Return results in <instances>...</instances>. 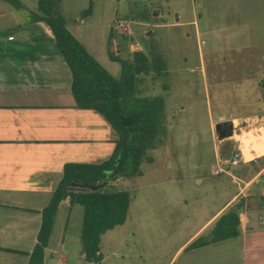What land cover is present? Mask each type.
I'll return each instance as SVG.
<instances>
[{
	"label": "crops",
	"instance_id": "1",
	"mask_svg": "<svg viewBox=\"0 0 264 264\" xmlns=\"http://www.w3.org/2000/svg\"><path fill=\"white\" fill-rule=\"evenodd\" d=\"M121 1L61 0L66 29L105 69V65L116 62L109 57L107 42L119 21L116 5ZM37 4L38 0H0V264H28L29 257L24 254H29L36 244L41 212L61 182L64 166L101 164L113 156L118 141L117 134L100 114L78 108L71 93L70 70L52 31L37 20ZM245 65L252 67L247 60ZM254 67L261 68L258 63ZM258 78L262 80L264 75ZM260 101L258 114L222 120L233 124L230 138L234 137L236 142L231 158L236 147L241 157L240 169L233 172L242 185L237 184V190L225 195L236 178L221 169L215 175L214 166L213 174L218 179L209 190L185 191L180 181L171 185L173 190L167 192L170 199L162 200L161 205L153 203L156 192L152 191L157 184L147 185L146 202L136 213V197L128 191L131 202L126 221L110 230L114 264H126V260L128 264H152L150 246L154 243L164 246L163 251L170 249L165 263L160 264H264V224L260 219L264 216V162L258 161L264 158V126L255 128V134L245 131V127L240 128L238 136L234 131L240 123L264 121L263 96ZM250 134L259 140V145L249 150ZM242 135L246 143L238 139ZM226 144L220 147L225 153ZM215 158L218 163L216 155ZM227 158L228 153L224 161H229ZM123 181L118 179L114 185L118 187ZM213 197L225 199L206 213ZM240 200L244 205L238 215L237 236L191 247L207 236ZM77 207L81 208L82 220L81 206H71L69 197L60 202L44 250V264L51 259L56 264L66 263L67 257L61 252L73 215L79 211ZM59 226L60 234L55 231ZM155 234L159 235L156 241L151 238ZM100 245L101 240L99 249ZM154 262H158L157 258Z\"/></svg>",
	"mask_w": 264,
	"mask_h": 264
},
{
	"label": "rangeland",
	"instance_id": "2",
	"mask_svg": "<svg viewBox=\"0 0 264 264\" xmlns=\"http://www.w3.org/2000/svg\"><path fill=\"white\" fill-rule=\"evenodd\" d=\"M116 10L124 29L113 31V38L109 37V56L131 58L133 51L147 53L153 45L164 56L167 67L165 75L150 73L142 76L138 93L142 97H161L165 101L163 132L156 139V148L147 153L152 161H144L142 174L123 179L118 188L136 197L133 203L136 213L146 202L147 185L157 184L152 191V194L156 192L153 203L161 205L162 200L170 199L167 192L180 181L185 191L209 190L212 182L218 179L213 174V168L217 166V170L236 178V183L225 195L231 194L240 184L234 173L235 168L240 169V150L234 149L235 165L231 159L224 161L227 153L220 147L236 140L233 137L219 142L214 127L223 123L222 120L247 113L258 114L261 109L260 99L264 97L261 81L264 78L258 77L264 75V0H122ZM153 13H156L155 17ZM143 22L146 25H141ZM131 45L135 46L131 48ZM247 46L249 49H245ZM246 60L252 67L245 65ZM257 63L261 68L255 69ZM105 67L111 75L120 76V63ZM262 125L264 121L240 123L234 129L235 135L240 134L242 127L255 134L254 129ZM250 137L249 147L255 148L259 140L252 134ZM200 179L203 181L197 185ZM224 199L211 198L205 212L213 211ZM76 210L79 211L73 215L61 253L67 257L65 264H94L82 258V211L80 207ZM60 230L61 226L55 231L59 233ZM57 233L55 238H58ZM151 238L156 241L159 235H151ZM150 247L151 263H165L170 249L163 251L164 246L157 243ZM113 248L112 232L109 231L101 239V264L115 263ZM156 258L158 262H154ZM48 264H56V261L51 259Z\"/></svg>",
	"mask_w": 264,
	"mask_h": 264
},
{
	"label": "trees",
	"instance_id": "3",
	"mask_svg": "<svg viewBox=\"0 0 264 264\" xmlns=\"http://www.w3.org/2000/svg\"><path fill=\"white\" fill-rule=\"evenodd\" d=\"M61 0H38L37 20L44 22L52 31L56 46L71 73V93L79 109H89L100 114L117 134L118 141L113 156L96 165L67 164L49 205L41 212V226L37 241L29 254L28 264H44L46 249L55 216L63 197L67 195L71 206L83 208L81 247L84 260L99 264L101 236L127 218L131 194L117 186L118 179L139 177L141 165L151 162L147 153L156 148V139L163 132L165 101L161 97H142L139 87L142 76L150 73L165 75L167 67L164 56L156 48L146 53L135 50L131 58H118V78L108 73L66 29L60 10ZM113 38V34H110ZM264 162V158L258 160ZM255 164V163H253ZM86 186L87 190L76 189ZM100 186L97 190H91ZM73 188V190H71ZM244 201L224 214L207 236L196 240L191 247L199 248L238 235L239 212Z\"/></svg>",
	"mask_w": 264,
	"mask_h": 264
},
{
	"label": "water",
	"instance_id": "4",
	"mask_svg": "<svg viewBox=\"0 0 264 264\" xmlns=\"http://www.w3.org/2000/svg\"><path fill=\"white\" fill-rule=\"evenodd\" d=\"M153 16H156V14L153 13ZM214 129H215V133L217 135V139L219 142H222L225 139H228L233 136V124L231 122L218 123L215 125ZM224 129H226V131ZM228 144H229V150L227 151L228 153L227 160H230L233 147L235 146V142L231 140L228 142ZM99 187L100 186H94L90 189L97 190ZM76 189L87 190L86 186H83V185L77 186ZM71 190H73V188H71ZM67 198L68 196L65 195L62 200H66Z\"/></svg>",
	"mask_w": 264,
	"mask_h": 264
},
{
	"label": "built area",
	"instance_id": "5",
	"mask_svg": "<svg viewBox=\"0 0 264 264\" xmlns=\"http://www.w3.org/2000/svg\"><path fill=\"white\" fill-rule=\"evenodd\" d=\"M125 23V22H124ZM122 29H124V25H123V23L121 22V21H119V22H117L115 25H114V30L115 31H118V32H120ZM231 161H233V164L235 165L236 163H237V161L234 159V156L231 158ZM230 161V162H231ZM219 170H215L214 171V174L215 175H218L219 174V172H218ZM261 224H264V216H262L261 218Z\"/></svg>",
	"mask_w": 264,
	"mask_h": 264
},
{
	"label": "bare ground",
	"instance_id": "6",
	"mask_svg": "<svg viewBox=\"0 0 264 264\" xmlns=\"http://www.w3.org/2000/svg\"><path fill=\"white\" fill-rule=\"evenodd\" d=\"M245 135H242L241 138H239V140L242 142V143H246L245 142V139H244ZM250 140V139H249ZM247 144H250L247 142ZM250 148V147H249Z\"/></svg>",
	"mask_w": 264,
	"mask_h": 264
},
{
	"label": "flooded vegetation",
	"instance_id": "7",
	"mask_svg": "<svg viewBox=\"0 0 264 264\" xmlns=\"http://www.w3.org/2000/svg\"><path fill=\"white\" fill-rule=\"evenodd\" d=\"M226 131V129H224ZM227 147V149L229 150V144L227 143L226 146L224 147V149ZM225 151V150H224Z\"/></svg>",
	"mask_w": 264,
	"mask_h": 264
}]
</instances>
